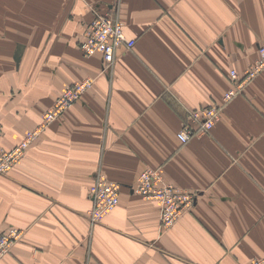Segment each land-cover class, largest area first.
I'll use <instances>...</instances> for the list:
<instances>
[{"label": "crops", "instance_id": "obj_1", "mask_svg": "<svg viewBox=\"0 0 264 264\" xmlns=\"http://www.w3.org/2000/svg\"><path fill=\"white\" fill-rule=\"evenodd\" d=\"M134 38L108 65L80 43L94 10ZM264 41V0H0V151L32 133L0 173V230L23 237L0 264H247L264 255V71L232 101ZM92 86L43 127L66 87ZM213 128L194 112L223 104ZM194 134L183 142L179 132ZM162 167L195 194L169 229L134 191ZM105 175L120 203L92 223L89 188Z\"/></svg>", "mask_w": 264, "mask_h": 264}, {"label": "built area", "instance_id": "obj_2", "mask_svg": "<svg viewBox=\"0 0 264 264\" xmlns=\"http://www.w3.org/2000/svg\"><path fill=\"white\" fill-rule=\"evenodd\" d=\"M134 38L127 37L124 31V23L112 14L94 10V16L86 30L80 47L87 56L100 54L105 63L110 65L115 59V53L121 46L133 47ZM260 59L247 69L242 75L236 69H232L231 77L239 86H245L249 79L264 68V42L260 44ZM93 84V79L78 81L64 90L56 100L54 106L48 109L43 116V127L59 118L71 105L79 99ZM240 93L237 87L230 88L224 94V101H230ZM221 107L212 105L194 112L195 118L200 123L201 131H206L215 125L220 116ZM194 134L188 126L179 132V138L186 142ZM32 133L25 141L10 150L0 151V173L11 170L14 164L23 156L28 144L35 138ZM121 184L109 179L105 175L96 177L89 195L93 207L88 211L92 223L101 222L120 203ZM134 191L147 199H155L160 205V225L163 229L171 228L181 217L186 209L193 204L195 196L167 183L163 177L161 167L148 168L141 172L139 181ZM23 237V230L10 226L0 230V259ZM247 264H264V256L254 258Z\"/></svg>", "mask_w": 264, "mask_h": 264}, {"label": "rangeland", "instance_id": "obj_3", "mask_svg": "<svg viewBox=\"0 0 264 264\" xmlns=\"http://www.w3.org/2000/svg\"><path fill=\"white\" fill-rule=\"evenodd\" d=\"M263 42H264V41H263ZM263 42H261V43H263ZM261 43H260V44H261ZM260 44H259V46H260ZM258 51H259V57H258V58L256 59V61H255L254 63H252L247 69H249L252 65H254V64L260 59V55H261V53H260V49H259V48H258ZM233 69H235V68H233ZM247 69H245L242 73L239 72L237 69H236V70L238 71V73H239L240 75H242ZM231 71H232V69H231ZM263 71H264V68L260 69V70L257 72V74H256L252 79L250 78L249 81L246 83V85H245V86H242V87L239 86V83L235 82V81L233 80V78L231 77V80H232V84H233V86H231L230 88L237 87L238 89H240V93H241L242 91H244L245 87H246V86H247V85H248L253 79H255L258 75H260ZM230 88H229V89H230ZM229 89H228V90H229ZM225 93H226V92H225ZM238 95H239V94H238ZM236 96H237V95H236ZM236 96H234L232 99H234ZM232 99H231L230 101H232ZM227 102H229V101H227ZM227 102H226V103H227ZM224 105H225V102H224L223 104H219V105H218V106L221 107V111H220V112H222V110H223V108H224ZM44 114H45V113H44ZM57 119H58V118H57ZM57 119H56V120H57ZM206 131H208V130H206ZM201 132H202V131H201ZM26 148H27V147H26ZM155 168H156V167H155ZM161 168H162V167H161ZM162 171H163V169H162ZM163 177H164V175H163ZM164 179H165V178H164ZM165 181H166V180H165ZM115 182H118V181H115ZM166 182H167V181H166ZM118 183H119V182H118ZM167 183H169V184L175 186L174 184H172V183H170V182H167ZM91 187H92V185L90 186L89 191H90ZM181 190H182V189H181ZM182 191H185V192L190 193L191 196H193V197L195 196V194L191 193V192L188 191V190H182ZM117 206H118V205H117ZM117 206H116V207H117ZM92 207H93V202H92V206H91V208H92ZM116 207H115V208H116ZM91 208H90V209H91ZM115 208H114V209H115ZM191 208H192V204L189 206L188 209H191ZM90 209H89V210H90ZM188 209H186V210H188ZM186 210L183 211V212L185 213ZM111 211H112V210H111ZM111 211H110V212H111ZM184 213H183V214H184ZM183 214H182V215H183ZM182 215H181V216H182ZM160 222H161V221H160ZM9 227H10V226H9ZM15 227H16V226H15ZM7 228H8V227H7ZM4 230H5V229H4ZM11 249H12V248H11ZM263 256H264V255L259 256V257H263ZM259 257H256V258H259ZM2 258H3V257H2ZM2 258H1V259H2Z\"/></svg>", "mask_w": 264, "mask_h": 264}]
</instances>
